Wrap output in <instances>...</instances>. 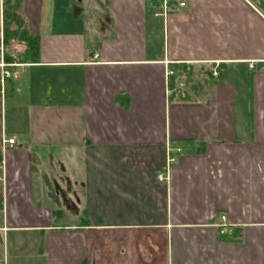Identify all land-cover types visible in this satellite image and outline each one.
Here are the masks:
<instances>
[{"label": "crops", "instance_id": "0c3cea01", "mask_svg": "<svg viewBox=\"0 0 264 264\" xmlns=\"http://www.w3.org/2000/svg\"><path fill=\"white\" fill-rule=\"evenodd\" d=\"M58 2L0 92V264H264V0Z\"/></svg>", "mask_w": 264, "mask_h": 264}, {"label": "trees", "instance_id": "16d2710c", "mask_svg": "<svg viewBox=\"0 0 264 264\" xmlns=\"http://www.w3.org/2000/svg\"><path fill=\"white\" fill-rule=\"evenodd\" d=\"M21 5L22 0H2V40L6 44L12 37L22 39L26 42L27 52L30 53L33 51L35 53V50L37 49V41L36 38L31 36L25 28L24 19L20 13ZM182 71H184V68H182L181 71L177 70L176 72L181 73ZM11 90V81L6 80L3 88L4 96L10 95Z\"/></svg>", "mask_w": 264, "mask_h": 264}, {"label": "built area", "instance_id": "2783aa9c", "mask_svg": "<svg viewBox=\"0 0 264 264\" xmlns=\"http://www.w3.org/2000/svg\"><path fill=\"white\" fill-rule=\"evenodd\" d=\"M179 5L183 6L184 3L180 2ZM27 48L26 42L19 38H11L8 43H4L2 40V35L0 34V92H3L4 83L6 80H10L16 75V67L20 66L19 56L24 53ZM188 69V68H187ZM186 69V70H187ZM173 71H168L167 75H173ZM182 84H178L177 88H181ZM176 88H175V90ZM3 145L7 144L9 147L14 145L13 139H3ZM4 146L2 147V151H4ZM174 161L173 156H169L167 160L166 170L165 172H160L158 174V180H167L168 178V168L169 165ZM223 219V217H222Z\"/></svg>", "mask_w": 264, "mask_h": 264}, {"label": "rangeland", "instance_id": "374dc122", "mask_svg": "<svg viewBox=\"0 0 264 264\" xmlns=\"http://www.w3.org/2000/svg\"><path fill=\"white\" fill-rule=\"evenodd\" d=\"M89 1L90 0H82V2H80L79 0H75L74 5L67 4L65 6L58 2L57 8L59 9V12H62V14H59L58 16L57 15L56 16L59 19H62L65 17L68 19H74V18L79 17L80 14L81 15L85 14L87 18L94 16L97 12L95 10L96 9L95 5L97 4V0H96V4L95 2H93L95 0H91V2L88 4ZM12 38H16V37H12ZM9 40H11V38ZM59 191H62V190H59ZM52 192L55 193L56 190H53ZM63 197L64 196L62 195L58 196V198L55 200L56 204L55 205L53 204V208L55 207L56 209L60 210L63 214H73V212H75L76 210H81V207H79V205L77 204L71 205V204L66 203L65 198ZM53 203H54V200H53ZM55 222L62 223V220L58 218Z\"/></svg>", "mask_w": 264, "mask_h": 264}]
</instances>
